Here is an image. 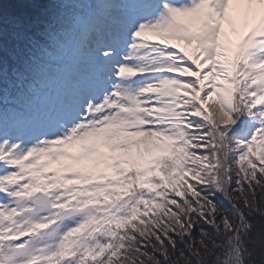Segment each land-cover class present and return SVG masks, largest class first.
Masks as SVG:
<instances>
[{
	"label": "snow or ice",
	"instance_id": "6c2138e0",
	"mask_svg": "<svg viewBox=\"0 0 264 264\" xmlns=\"http://www.w3.org/2000/svg\"><path fill=\"white\" fill-rule=\"evenodd\" d=\"M0 2V264H264V0Z\"/></svg>",
	"mask_w": 264,
	"mask_h": 264
},
{
	"label": "trees",
	"instance_id": "16d2710c",
	"mask_svg": "<svg viewBox=\"0 0 264 264\" xmlns=\"http://www.w3.org/2000/svg\"><path fill=\"white\" fill-rule=\"evenodd\" d=\"M4 3V7L8 11H16L23 7L20 3H17L16 0H0Z\"/></svg>",
	"mask_w": 264,
	"mask_h": 264
}]
</instances>
